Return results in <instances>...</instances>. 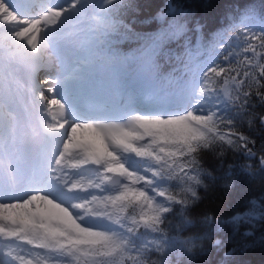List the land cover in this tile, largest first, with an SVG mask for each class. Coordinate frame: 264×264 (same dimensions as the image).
<instances>
[{"label": "snow or ice", "instance_id": "1", "mask_svg": "<svg viewBox=\"0 0 264 264\" xmlns=\"http://www.w3.org/2000/svg\"><path fill=\"white\" fill-rule=\"evenodd\" d=\"M253 133L264 137L261 0L215 26L179 0L149 16L140 0H0V264L264 260ZM218 182L258 194L228 217L198 211Z\"/></svg>", "mask_w": 264, "mask_h": 264}, {"label": "trees", "instance_id": "2", "mask_svg": "<svg viewBox=\"0 0 264 264\" xmlns=\"http://www.w3.org/2000/svg\"><path fill=\"white\" fill-rule=\"evenodd\" d=\"M144 5V15L149 16L154 13L158 8L163 7L168 0H140ZM181 4L193 7L198 10L210 26H215L217 22L223 23L224 14L230 12L235 3L245 2V0H179ZM264 2V0H261ZM258 6V0H257ZM155 25L148 23L144 26L145 30H151ZM137 47V42L131 39H122L120 41V48L122 51H132ZM130 65L134 66L130 61ZM245 131L248 130L247 124L244 125ZM257 138L256 149L259 152L264 148V137L258 133H253ZM227 162L233 165V169H239L240 161L232 160L227 157ZM209 171L215 170V174L222 176L227 170V163L217 165L216 161L209 157L207 160ZM258 184L251 186L247 182L238 183L234 190L230 193H225L222 185L218 182L206 191L201 189L203 203L200 205L198 211H206L208 213H215L218 217H228L231 213L236 212L242 207H245L249 197L257 195ZM248 264H264L259 250L253 251L249 256Z\"/></svg>", "mask_w": 264, "mask_h": 264}, {"label": "bare ground", "instance_id": "3", "mask_svg": "<svg viewBox=\"0 0 264 264\" xmlns=\"http://www.w3.org/2000/svg\"><path fill=\"white\" fill-rule=\"evenodd\" d=\"M37 74H38V75H42V74H43V70H42V69L39 70V71L37 72Z\"/></svg>", "mask_w": 264, "mask_h": 264}]
</instances>
